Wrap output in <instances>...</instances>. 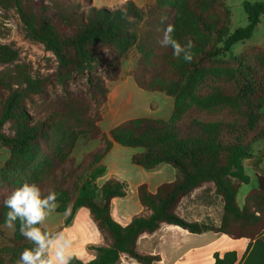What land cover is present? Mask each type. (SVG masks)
Here are the masks:
<instances>
[{
	"label": "trees",
	"instance_id": "16d2710c",
	"mask_svg": "<svg viewBox=\"0 0 264 264\" xmlns=\"http://www.w3.org/2000/svg\"><path fill=\"white\" fill-rule=\"evenodd\" d=\"M179 1V9L170 12L167 9L174 8L178 0H156L147 9L129 1L122 8L91 7L85 12L66 2L50 6L39 0H0V8L16 10L28 36L43 43L58 63L56 71L45 76L22 72L16 80L11 74L6 75L7 79L0 78V88L7 91L0 98V147L9 151L8 159L0 168L3 183L12 180L9 177L12 173L17 180L30 182L49 169V159L61 150L75 126L87 125L99 132L98 108L106 102L108 93L105 81L118 80L122 60L134 46L141 53L132 71L137 86L174 99L169 123L137 118L111 129L105 152L94 156L85 171L78 174L73 196L57 191L56 212L63 214L71 205L67 220L70 222L79 210L86 209L106 240V246L91 247L96 251L93 260L84 263L73 255L70 264H118L121 258L138 264H155L161 261V256L140 252L138 241L145 234H154L163 224L178 226L190 234L212 232L234 240H249L242 264H264V176L256 173L259 185L248 193L242 207L237 201L241 186L251 181L245 171V161L253 157L254 145L264 140V131L255 133L262 118L256 110L264 108V86L251 87L243 78L233 76L235 97L221 90L200 93L212 70L207 67L237 43L252 38L264 15V0L243 3L248 22L232 33L223 0ZM209 11H217L218 15L207 20L204 14ZM145 16L150 27L147 31L150 46L142 43L138 32V23ZM168 23L174 25L173 38L181 44L192 40L193 62L175 58L170 47L159 44V35ZM17 59L18 52L0 42V64L10 66ZM78 78L94 87L95 111H90L79 94L53 105L45 116L37 118L29 111L28 104L35 96L47 99L49 87L55 83L65 87ZM243 102L250 106L244 123L231 125L226 133L218 121L202 124L198 138L179 139L172 131L176 123L192 113H220L224 109L234 113ZM143 123L150 124V128L143 129ZM154 125L167 128L158 129ZM114 144L141 149L132 156L131 162L144 170L168 164L176 171L175 179L162 183L155 193L147 183L138 186L137 196L143 212L125 226L113 218L112 201L128 195L127 182L111 176L102 185L97 183L107 173L102 160ZM198 190L220 199L222 214L218 225L189 220L179 213L183 200ZM8 211L6 207L0 226L6 224ZM14 230L13 238L0 249V264H18L24 249L34 247L21 235L19 220ZM214 259L212 264H239L235 251H227L222 256L216 253Z\"/></svg>",
	"mask_w": 264,
	"mask_h": 264
},
{
	"label": "rangeland",
	"instance_id": "374dc122",
	"mask_svg": "<svg viewBox=\"0 0 264 264\" xmlns=\"http://www.w3.org/2000/svg\"><path fill=\"white\" fill-rule=\"evenodd\" d=\"M46 1L50 6H56L61 2L77 8L79 11L87 12L91 7L117 9L124 7L129 1H132L138 8H148L156 4V0H39ZM256 2L263 0H223L226 9L229 12V32L232 33L238 27L247 24V15L243 8L244 2ZM180 1L175 3L174 8L167 9V12L179 9ZM217 11L205 13L207 20ZM150 27L146 16L138 23V32L143 38L142 43L150 46L151 41L147 35ZM162 38V34L159 35ZM140 41V43H141ZM0 42L12 46L18 52V59L10 66L0 64V78H6L7 74L15 80L19 78L22 72L32 76H45L56 71L58 63L54 54L47 51L43 43L30 38L16 10L5 11L0 8ZM141 53L134 46L122 60V72L116 81H105L108 89L107 100L98 109L100 120L96 123L99 128L95 130L87 125H77L75 130L66 138L61 150L55 153L48 162V168L36 179L27 183H35L44 195L49 192L62 190L73 196V185L76 182L79 173L85 171L89 161L94 156L101 155L105 152L108 144V133L116 126L137 118L163 120L169 123L174 108V99L160 92H148L140 89L134 81L132 71L136 69L140 60ZM264 15L261 16L258 25L251 39L237 43L231 51L222 53L212 65L211 73L207 81L203 84L200 93L209 94L221 90L233 97L235 92V79L233 76L243 78L245 83L251 87L257 85L264 86ZM159 60H157L158 64ZM101 74V70H100ZM84 83V80L78 78L70 81L67 86L55 83L48 88V97L43 99L35 96L32 103L28 104L29 111L34 117H42L48 114L51 107L70 98L72 94H79V99L90 108V111L97 109L94 101L93 90ZM7 91L0 88V98L6 96ZM84 100V101H83ZM250 111V106L241 103L232 113L229 109H224L220 113H192L175 124L172 130L179 139L188 137L198 138L201 135V125L206 122L218 121L223 124L224 133L230 130L231 125L238 126L244 123V116ZM262 114V118L257 123L255 133L264 131V108L256 110ZM195 121H197L195 123ZM150 124L143 123V129H149ZM158 129H166V126L154 125ZM264 146V140L255 144ZM141 149L124 148L119 145H113L108 152L102 164L106 166L107 173L98 180V185H102L111 176L126 180L128 184V195L133 197L134 186L138 182L149 184L170 182L174 179L176 171L168 164H161L153 170H144L131 162L134 154L141 152ZM264 156V152L262 153ZM9 157V151L0 147V168L4 165ZM245 161V171L250 176L251 181L247 185H242L238 194V204L243 206L248 193L258 187L259 181L255 173L261 174L259 164L262 159ZM257 167L259 170L257 171ZM12 179L9 183L4 182L0 177V218L3 217L6 207L3 204L4 198L15 188L20 187L23 183L17 180L16 174H10ZM119 178V179H121ZM172 178V179H171ZM122 180V179H121ZM142 184V183H141ZM140 184V185H141ZM138 197V196H137ZM186 203V205H185ZM212 205L209 217L202 213L203 204ZM220 199L214 196L206 195L198 190L193 196L185 198L180 205L179 213L189 216V220L202 219L207 217L216 220L219 216ZM69 214H60L53 212L46 220L47 228L54 231L66 227L69 230V238L73 239L74 249L79 250L83 244L88 241L97 240L96 235L100 233L89 218L86 209L79 210L70 222H67ZM186 218V217H185ZM211 223V222H210ZM213 224V223H211ZM90 227H93L92 230ZM82 229V232L79 230ZM0 249L7 244L8 239L13 238L15 230L7 227L6 224L0 226ZM59 232V233H60ZM91 242V243H92ZM202 239H193V243L201 244ZM72 242H70V245ZM92 247V246H91ZM90 247V248H91ZM73 248L67 252L72 253ZM73 249V250H74ZM92 249V248H91ZM19 264V263H18Z\"/></svg>",
	"mask_w": 264,
	"mask_h": 264
},
{
	"label": "crops",
	"instance_id": "0c3cea01",
	"mask_svg": "<svg viewBox=\"0 0 264 264\" xmlns=\"http://www.w3.org/2000/svg\"><path fill=\"white\" fill-rule=\"evenodd\" d=\"M263 152L264 146L261 147L259 144L258 148L255 149L254 145L253 159H262V162L259 164V167L262 171V176H264V156L262 155ZM118 178H121V176H118ZM121 179L124 180L123 178ZM173 180H171L170 182H172ZM141 183L143 182H138L135 184L133 197H129V195H127L125 198H115L112 201V216L121 225L125 226L129 224L134 216L139 215L143 212V207L141 206L137 197V188ZM147 184L149 190L152 193H155L157 191V188L162 183ZM211 207L212 205L209 203L203 204V209L201 210L202 213L209 217ZM181 213L182 216L189 219V216L185 215L183 212ZM221 214L222 203L220 201L219 216L216 220H211L207 217H205V219L194 218L193 220L203 221L207 223L211 222L215 225H218L220 223ZM90 228L94 230L93 227ZM68 232L69 230L64 227L60 233H63L65 238H69ZM79 232H82V229H80ZM95 238H97V240L93 242L91 241L92 243L90 241H88V243L86 242L85 244H83V246L79 248V250L74 249L75 246L73 244V239L68 240L72 242V244L67 248V250H69V248H73L74 250L72 249L71 256L75 255L79 260L84 263H87L96 257V251L94 249H91V246H106L105 237L101 233H97ZM199 238L202 239L201 244L193 243V239ZM249 244V240H234L225 234H215L212 232H207L200 235L190 234L189 232L178 226H169L163 224L161 228L154 234H145L140 237L138 241V250L142 253L160 255L161 261L155 264H212L215 261L214 255L216 253L222 256L227 251H235L238 256V263L242 264L243 258L247 253ZM118 264L138 263L131 260H127L125 258H121Z\"/></svg>",
	"mask_w": 264,
	"mask_h": 264
},
{
	"label": "clouds",
	"instance_id": "9594fccd",
	"mask_svg": "<svg viewBox=\"0 0 264 264\" xmlns=\"http://www.w3.org/2000/svg\"><path fill=\"white\" fill-rule=\"evenodd\" d=\"M162 18V23H163ZM175 27L168 23L163 29L159 41L161 47L172 49L175 58H182L186 63L194 60L191 39L181 44L173 38ZM3 204L9 209L6 215V225L15 228L17 220L20 222V233L34 247L25 248L21 253L19 264H70L71 254L67 252L70 246L63 233H53L46 226L48 217L59 207L58 194L55 191L44 195L35 183H23L8 194ZM71 211V205L66 208L65 215Z\"/></svg>",
	"mask_w": 264,
	"mask_h": 264
}]
</instances>
